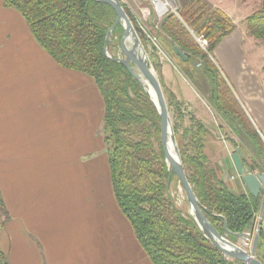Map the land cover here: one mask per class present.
<instances>
[{"label": "crops", "instance_id": "0c3cea01", "mask_svg": "<svg viewBox=\"0 0 264 264\" xmlns=\"http://www.w3.org/2000/svg\"><path fill=\"white\" fill-rule=\"evenodd\" d=\"M225 1L217 0L212 7L231 19ZM176 2L179 7L188 3ZM147 27L153 34L159 26L149 21ZM158 43L165 54L158 60L161 80L183 103L185 119L193 117L209 137L217 129L231 144L224 162L211 159L205 152L206 135L208 167L233 193H248L231 154L241 152L245 166L263 161L250 159L235 141L233 136L243 135L225 121L227 111L216 105L219 100L212 90L207 98L220 117L225 115L213 132L207 126L214 116L200 107L199 113L188 112L198 94L174 80L173 71L181 75L175 58ZM243 100L264 132V98ZM103 111L91 79L57 65L34 40L22 16L0 0V193L10 216L0 227V249L9 264H152L113 197L107 154L101 152L106 148L100 139ZM76 153L79 164H69L67 154L75 159ZM85 157H90L87 164ZM255 173L264 176V169L255 167ZM231 182L236 186L230 187ZM240 240L235 236L231 242L249 252Z\"/></svg>", "mask_w": 264, "mask_h": 264}, {"label": "trees", "instance_id": "16d2710c", "mask_svg": "<svg viewBox=\"0 0 264 264\" xmlns=\"http://www.w3.org/2000/svg\"><path fill=\"white\" fill-rule=\"evenodd\" d=\"M2 2L4 8L22 16L34 40L57 65L87 76L97 88L103 101L104 144L113 197L150 262L228 264L196 224L176 209L169 196L171 183L178 180L165 162L157 110L127 70L105 56L106 34L116 20L114 10L106 4L87 0ZM122 7L134 21L128 9ZM178 14L180 20L167 15L153 34L169 57L178 59L183 65L194 61L207 71L211 70L209 57L234 31V25L225 14L203 0L188 2L179 8ZM132 23L135 27V22ZM245 24L249 36L264 44V0L245 19ZM122 32L121 26L113 32L108 45L110 56L111 49L118 47L116 40ZM199 35L207 41L204 50L196 42ZM138 36L149 64L159 74L168 112L176 122L173 131L182 165L204 216L220 235L231 241L236 235L247 232L254 237L261 198L249 193H233L218 179L203 153L207 131L193 117L189 118L191 126L182 134L179 132L185 119L184 105L164 87L158 57L147 48L145 37ZM174 47L185 55L186 63L175 55ZM262 71L264 73V65ZM217 103L221 106V101ZM259 152L264 160V149ZM0 213V219L7 217L1 193ZM257 236L255 258L264 264V204ZM0 264H9L1 249Z\"/></svg>", "mask_w": 264, "mask_h": 264}, {"label": "rangeland", "instance_id": "374dc122", "mask_svg": "<svg viewBox=\"0 0 264 264\" xmlns=\"http://www.w3.org/2000/svg\"><path fill=\"white\" fill-rule=\"evenodd\" d=\"M182 1L191 2L192 0ZM203 1L204 3L210 5V7L214 5V2H217V0H212L211 4H209L206 0ZM226 1H228L227 7L232 12L231 19L229 17L228 18L231 20L235 29L230 35L225 37L221 43L217 45V47L212 52V57H209L211 70L207 71L205 67L197 66L194 61H190L189 63L183 65L178 59H173L181 73V75H179L173 71L175 77L174 80L181 86H186L191 92L198 94V100L196 99V101L192 103L190 102L191 104L188 105V112L190 111V113L193 114L197 111L199 113L198 108L200 107V109H202L203 112H205L208 116H214L215 119L209 120L210 123L207 126V129H210L212 132L213 126L216 125L215 123H221L223 120L222 118L225 115L222 114L224 116H219V114L216 112L215 106H213L214 103H212L211 100L207 98V95L212 90L217 98L219 96L218 100L219 102L221 101V109L223 110V107L227 108L228 116L226 118L224 117L225 121L228 123L231 122L233 129L240 135L244 136H233V138L244 150V152L247 153V156L250 159L256 160V162L260 163V160L263 159V154H260L259 149H264V132H262V129L252 119L250 112H248L246 107H244L243 98L251 97L259 100L264 98V73L262 71V67L264 65V44L254 40L249 36L245 24V19L252 15L260 7L262 0ZM120 3L128 9L133 18V14L139 13L141 8L148 9L150 12L149 8H147V5L145 4V1L143 0H120ZM135 27H137L136 24ZM123 33L124 30L120 35L119 40H116L119 42L118 47H112L113 49H111V56L114 58L123 57V53L120 51L119 46ZM196 38L204 40L203 36L201 35L197 36ZM207 46L208 45L206 41L205 48ZM152 70L159 79V74L154 69ZM216 105H218L217 101ZM189 120V117H187V119H184L182 122V129L179 130L181 134L184 129H187L189 126H191V120ZM171 124L173 127L172 118ZM101 133L100 139H103V130ZM208 135L209 134L207 133L205 152L211 159L224 162L225 159L228 158L229 145H231L230 142L220 138L217 129L214 136L209 137ZM257 138L259 139L258 142H260V145H258V142L255 140ZM227 139H229L228 136ZM105 151L106 148L101 151L102 154H104ZM102 154L97 153L96 155L102 156ZM75 155L76 158L74 159V154H67L69 164H71V161L74 164H79L77 162L78 154L76 153ZM84 161L85 164H87V162L90 161V157H85ZM262 161L264 163V160ZM263 163L250 164V166L254 168L261 167L264 169ZM236 184L237 182H231L229 186L233 187L236 186ZM169 196L173 200L176 209L185 215L187 213V205L183 190L181 189L178 181L171 183L169 187ZM6 216L7 217L0 219V227L5 226L10 222V216L7 211ZM248 233L249 232L242 234V239L244 240L241 239L240 242L243 246L246 244L244 247L250 251L253 237Z\"/></svg>", "mask_w": 264, "mask_h": 264}, {"label": "water", "instance_id": "95a60500", "mask_svg": "<svg viewBox=\"0 0 264 264\" xmlns=\"http://www.w3.org/2000/svg\"><path fill=\"white\" fill-rule=\"evenodd\" d=\"M87 1L106 4L110 6L116 14V20L106 34L104 47L105 56L127 70L130 76L149 97L157 110L160 118V142L162 152L167 166L170 168L171 173L176 177L183 190L187 205L186 216L196 224L204 237L221 253L228 264H231L232 262H237L238 264H261L254 256L258 241L257 234L254 235L250 251L247 252L229 241L226 237L220 235L204 216L198 200L192 191V187L187 180L171 124V118L173 119V116L168 112L162 87L158 78L149 66V57L138 36V34H142L140 29L133 26V21L128 18L119 0ZM118 26H121L124 30L119 44L123 57L112 58L108 54V45L113 32ZM173 52L182 62H187V58L178 47H174ZM150 92L153 93V99ZM173 126H176L174 119ZM168 143H171L173 146V154L167 150ZM231 159L234 163L237 175L248 193L253 197L261 198V210L257 224V228L259 229L260 217L264 204V176L255 173L254 167L242 164V156L238 150L232 152ZM236 236L242 239V235Z\"/></svg>", "mask_w": 264, "mask_h": 264}, {"label": "built area", "instance_id": "2783aa9c", "mask_svg": "<svg viewBox=\"0 0 264 264\" xmlns=\"http://www.w3.org/2000/svg\"><path fill=\"white\" fill-rule=\"evenodd\" d=\"M145 4L147 5L148 9L139 10V13L133 14L134 15V22L136 26L140 29L142 35L146 39L147 48L149 50H153L152 52H155L158 59H165V54L161 48V46L158 43L157 37L150 32V30L147 27V23L150 21L153 26L158 27L161 21L167 16V15H173L178 20H180L179 17V6L175 0H144ZM152 19V20H149ZM154 28V29H155ZM196 42L199 44V46L204 50L206 46V41L202 39H196ZM151 69L152 66L149 65ZM199 66V64H198ZM234 178H231L233 180ZM258 228L255 229V234H257ZM246 246V244L244 245Z\"/></svg>", "mask_w": 264, "mask_h": 264}, {"label": "bare ground", "instance_id": "6f19581e", "mask_svg": "<svg viewBox=\"0 0 264 264\" xmlns=\"http://www.w3.org/2000/svg\"><path fill=\"white\" fill-rule=\"evenodd\" d=\"M150 95L152 96V99H153L154 97H153V93L152 92H150ZM167 150H168V152H170L171 154H173V146H172L171 143H168Z\"/></svg>", "mask_w": 264, "mask_h": 264}]
</instances>
